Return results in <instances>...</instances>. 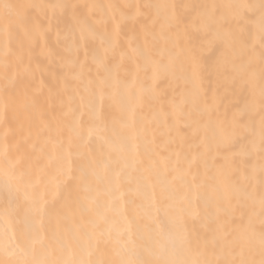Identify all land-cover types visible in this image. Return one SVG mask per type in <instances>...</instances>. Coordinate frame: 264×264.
Instances as JSON below:
<instances>
[{"label":"snow or ice","instance_id":"6c2138e0","mask_svg":"<svg viewBox=\"0 0 264 264\" xmlns=\"http://www.w3.org/2000/svg\"><path fill=\"white\" fill-rule=\"evenodd\" d=\"M0 264H264V0H0Z\"/></svg>","mask_w":264,"mask_h":264},{"label":"bare ground","instance_id":"6f19581e","mask_svg":"<svg viewBox=\"0 0 264 264\" xmlns=\"http://www.w3.org/2000/svg\"><path fill=\"white\" fill-rule=\"evenodd\" d=\"M44 83H45L46 86H51L52 81L49 78L46 77L45 80H44Z\"/></svg>","mask_w":264,"mask_h":264}]
</instances>
